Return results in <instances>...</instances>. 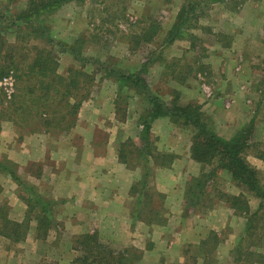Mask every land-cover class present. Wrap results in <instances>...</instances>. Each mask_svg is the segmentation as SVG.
I'll list each match as a JSON object with an SVG mask.
<instances>
[{
	"label": "rangeland",
	"instance_id": "rangeland-1",
	"mask_svg": "<svg viewBox=\"0 0 264 264\" xmlns=\"http://www.w3.org/2000/svg\"><path fill=\"white\" fill-rule=\"evenodd\" d=\"M28 5L0 0V163L18 179L0 171V264H264L259 199L192 124L157 119L142 143L150 102L111 73L216 137L248 129L264 184V0H74L37 22L48 35L20 23Z\"/></svg>",
	"mask_w": 264,
	"mask_h": 264
},
{
	"label": "trees",
	"instance_id": "trees-1",
	"mask_svg": "<svg viewBox=\"0 0 264 264\" xmlns=\"http://www.w3.org/2000/svg\"><path fill=\"white\" fill-rule=\"evenodd\" d=\"M74 0H29L30 6L28 7V13L24 15L21 19V24L25 25V28H32L33 30H39L43 35H48V32L44 30L37 22L41 17L53 14L58 7L69 4ZM219 2V1H218ZM32 7V9H30ZM1 12V9H0ZM12 26L19 25V23H11L7 28L9 29ZM21 28V27H17ZM2 32L0 33L1 37ZM1 42V40H0ZM7 44V42H5ZM85 59H83V62ZM41 62V60H40ZM46 62H42V66H45ZM112 74L115 76H120L121 86L131 85L135 86L139 92H141L150 102V108L146 111V116L142 118L143 130L141 133L142 143H148L151 139V127L154 121L160 118H170L173 122H181L186 125H194L199 130V135L197 137L202 139L203 144L208 147L212 152H215L217 155H221L218 161H220L223 167H226L227 171L231 174L234 180L238 185L245 187L249 192L255 195L260 203L259 208H264V184L260 182V178L256 170L249 164L247 159L243 156V150L245 148V140H247L248 129L243 130L242 135H237L231 140H224L219 137H216L208 128L205 121L202 119V115L193 107L189 108H180L177 105L170 107L165 101H162L154 93H152L151 88L148 86L146 80L138 73H122L118 71H112ZM6 72H3L0 69V77L5 75ZM12 103V102H11ZM81 104V103H80ZM79 105L74 107L79 108ZM77 113H78V109ZM75 112V115L77 114ZM146 118V119H145ZM201 145L196 141V147L194 152ZM214 154V156L216 155ZM213 158V157H212ZM212 162V161H211ZM1 172H9L12 178H15V174L11 171H8L7 167H4L0 163ZM249 227V226H248ZM247 227V228H248ZM250 229V228H249Z\"/></svg>",
	"mask_w": 264,
	"mask_h": 264
},
{
	"label": "built area",
	"instance_id": "built-area-1",
	"mask_svg": "<svg viewBox=\"0 0 264 264\" xmlns=\"http://www.w3.org/2000/svg\"><path fill=\"white\" fill-rule=\"evenodd\" d=\"M14 87H15V79L13 77V74H9L8 76L0 80V97L1 95H3L5 99V104H7L12 99L14 93ZM0 103H1V99H0Z\"/></svg>",
	"mask_w": 264,
	"mask_h": 264
}]
</instances>
